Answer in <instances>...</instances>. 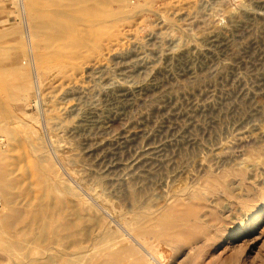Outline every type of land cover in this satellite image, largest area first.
Instances as JSON below:
<instances>
[{"label": "rangeland", "instance_id": "obj_1", "mask_svg": "<svg viewBox=\"0 0 264 264\" xmlns=\"http://www.w3.org/2000/svg\"><path fill=\"white\" fill-rule=\"evenodd\" d=\"M34 1L0 0V264H264V0L144 3L119 30L130 54H89L96 74L89 55L61 70L57 45L27 39ZM146 141L153 160L111 167ZM36 199L70 229L52 234L66 219L45 210L40 231Z\"/></svg>", "mask_w": 264, "mask_h": 264}, {"label": "bare ground", "instance_id": "obj_2", "mask_svg": "<svg viewBox=\"0 0 264 264\" xmlns=\"http://www.w3.org/2000/svg\"><path fill=\"white\" fill-rule=\"evenodd\" d=\"M146 2H143V0H43V1H34L36 6L38 5V3H41L40 4V7H41V10L40 9H37V10H34V9H31L30 10V15L28 14V18H27V22H26V25H25V32L24 34L26 35L27 39L30 41L32 37H35L37 39V42H36V45H40V44H44L46 46H44L45 48H48V45L47 44H54V45H57L58 46V50L60 51L59 53H56L57 55V58L58 60H60V63L57 64L58 65V68L59 69H69L71 66L74 67L73 65L79 61L80 59H84L83 57L85 55H89L91 54L92 56L94 55V52L95 53H101V50L105 49L107 50V58L109 57V60L110 59H116L117 63L120 61L119 58H122V56H126L128 54H130V47L133 48V46L131 45L130 49L128 48H123L121 46H118V43L120 42L121 37H126L125 35H127V33L125 34L124 31H119V30H122L123 28V24L130 18L131 19V16L136 14V10L140 9V6L142 4H148V3H151V4H148L149 6L150 5H153L154 2L157 3V0H144ZM159 1V0H158ZM164 1V0H163ZM165 2V1H164ZM163 2V3H164ZM199 2V1H198ZM204 3V1H203ZM161 4V3H160ZM39 6V5H38ZM156 7V6H154ZM159 7V6H158ZM26 8V7H25ZM145 8V6H144ZM147 7L146 6V11L147 10ZM143 9V7H142ZM28 10V8H27ZM160 10V9H158ZM24 12V11H23ZM26 12V11H25ZM144 12V11H142ZM141 12V13H142ZM158 13L160 11H157ZM174 12H176L174 10ZM27 13V12H26ZM162 13V12H160ZM171 13V12H170ZM145 14V13H144ZM189 14V13H188ZM130 15V16H129ZM157 15V14H156ZM160 15V14H159ZM171 15V14H170ZM173 15V14H172ZM253 15V14H252ZM162 16V15H161ZM175 16V15H174ZM188 16V15H187ZM137 17V15H136ZM140 17V16H139ZM145 17L147 18L148 16L145 15ZM160 18V16H158ZM163 17V16H162ZM161 17V18H162ZM149 18V17H148ZM147 18V19H148ZM158 18V19H159ZM129 19V20H130ZM136 19H139V18H136ZM141 19V18H140ZM143 19V18H142ZM157 20V19H155ZM136 21V20H135ZM145 21V20H144ZM156 22V21H155ZM154 22V23H155ZM135 23V22H134ZM137 23V22H136ZM159 23V22H158ZM162 23V22H161ZM132 25V24H131ZM147 25V24H146ZM162 25V24H161ZM164 25V24H163ZM128 26H129V23H128ZM160 26V25H159ZM166 26V25H165ZM182 27V25H181ZM184 27V26H183ZM126 28V27H125ZM169 28V27H168ZM168 28H163V29H166L168 30ZM185 28V27H184ZM135 28H133L132 31H134ZM163 29H160L163 30ZM127 31V29H125ZM129 30V29H128ZM164 30V31H166ZM172 30V29H170ZM132 31H129V32H132ZM136 31V30H135ZM169 31V30H168ZM128 32V31H127ZM128 32V34H130ZM163 32V31H162ZM123 34V36L120 37V34ZM151 33V32H150ZM150 33H147L146 35L150 34ZM153 33V32H152ZM156 33V31H155ZM158 33V32H157ZM146 35H143L144 37ZM165 35V32L163 33V36ZM130 36V35H128ZM150 36V35H149ZM148 36V37H149ZM155 36V35H154ZM158 36V35H157ZM156 36V37H157ZM167 36V35H166ZM130 37H133V36H130ZM137 37V36H136ZM162 37V36H161ZM169 37V36H167ZM123 38V40H125ZM143 39V37H141ZM147 37H145L144 40H146ZM150 38V37H149ZM158 38V37H157ZM164 38V37H163ZM175 38V37H174ZM131 39V38H130ZM141 39V40H142ZM148 39V38H147ZM159 39V38H158ZM173 39V38H172ZM35 40V39H34ZM134 40V38H133ZM138 39H135V42L137 41ZM140 40V39H139ZM138 40V41H139ZM140 40V41H141ZM153 40V39H152ZM168 40V39H167ZM171 40V39H170ZM174 40V39H173ZM126 41V40H125ZM130 41V40H129ZM177 41V39H176ZM128 42V41H127ZM175 42V41H174ZM129 43V42H128ZM127 43V44H128ZM137 43V42H136ZM135 43V44H136ZM35 44V43H34ZM121 44V43H120ZM130 44H131V41H130ZM129 44V45H130ZM132 44H134L132 42ZM41 46V45H40ZM124 46V45H123ZM136 46V45H135ZM55 48V49H56ZM53 49V48H52ZM56 49V50H57ZM54 50V49H53ZM100 51V52H99ZM57 52V51H56ZM49 53V52H48ZM52 53V52H50ZM49 53V55H50ZM55 51H53L52 54H54ZM93 53V54H92ZM104 53V52H103ZM95 55L97 56L98 60L100 59L98 57V55ZM46 55V53L44 54ZM91 55H89V59L91 60V58H93ZM48 57V55H46ZM45 56V57H46ZM95 56L92 60L95 59ZM56 56L53 55V58H55ZM49 58V57H48ZM52 58V59H53ZM104 58V57H103ZM12 59L14 58H11L10 60V68H13L14 70H16L18 67H16V63L15 61ZM46 58H44L45 60ZM51 59V58H49ZM48 59V60H49ZM51 59V60H52ZM88 58L87 59H84L85 61V65L86 66V69L87 71H89L90 73L92 74H96V73H104V70H106L108 67H106V63L104 64L103 61L100 62V60H94V61H88L89 60ZM119 59V61L117 60ZM47 60V59H46ZM50 60V61H51ZM123 60V59H122ZM121 60V61H122ZM2 61V60H1ZM5 61V60H4ZM7 62V61H6ZM88 62V63H87ZM81 63V61L79 62ZM87 63V65H86ZM116 63V62H115ZM19 64V63H17ZM82 64V63H81ZM263 64V63H262ZM31 65V64H30ZM50 65V63H49ZM52 65V63H51ZM50 65V66H51ZM76 65V64H75ZM78 65V64H77ZM80 65V64H79ZM55 66V63L54 65ZM83 66V67H84ZM20 67V66H19ZM49 68V67H48ZM127 68V66H126ZM45 69V68H44ZM78 69V68H77ZM84 69V68H83ZM19 70V69H18ZM55 70V69H54ZM73 70V69H72ZM108 70V69H107ZM69 71V70H68ZM79 71V70H78ZM86 71V70H85ZM109 71V70H108ZM73 72V71H72ZM71 73V72H70ZM79 73V72H78ZM65 74V73H64ZM89 74V73H88ZM27 75V74H26ZM75 76V74H73ZM78 75V74H77ZM82 75V74H81ZM80 75V76H81ZM66 76V75H65ZM90 76V75H89ZM100 76L102 77V75L100 74ZM123 76V75H122ZM19 77V76H18ZM73 77V76H72ZM76 77V76H75ZM69 78V77H68ZM94 78V77H93ZM127 78V77H126ZM67 79V78H66ZM72 79V78H69L68 79V82H70L69 80ZM97 79V78H96ZM73 80H74V77H73ZM126 80V79H125ZM39 81V80H38ZM94 81H95V78H94ZM127 81V80H126ZM125 81V82H126ZM259 81V80H258ZM68 82H66L65 80V84H67ZM106 82V81H105ZM128 82V81H127ZM19 83V82H18ZM27 83V82H26ZM41 84V82H39ZM71 83V82H70ZM80 83V82H79ZM117 83V82H116ZM124 83V82H123ZM119 84V83H118ZM130 85L132 84L131 82L129 83ZM64 85V84H63ZM114 85V84H113ZM123 85V84H122ZM66 86V85H65ZM105 86V85H104ZM116 86V89H117V85L115 84ZM121 86V85H120ZM124 86V85H123ZM114 87V86H113ZM4 87L1 88L0 86V89H3ZM29 88V87H28ZM68 89V91H71V90H74L73 93L71 94H74L75 91L76 93L77 92H81L83 89L87 90L86 88H84V86H81L80 84H70L69 87L67 86L66 87ZM90 88H93L90 86ZM89 88V89H90ZM123 88V91L125 90L126 91H129L131 89H133L131 87V89L129 88V86L125 85L124 87H121ZM135 88V87H134ZM252 88V87H251ZM8 89V88H7ZM6 89V90H7ZM11 91L14 92V94H18L19 92L25 94L27 92V87L22 83V86L21 84L18 85V84H15L14 86H12L11 88ZM95 89V87H94ZM101 92V86L100 88H98ZM253 89V88H252ZM104 90V89H103ZM10 91V90H9ZM90 91V90H89ZM91 91H93V89H91ZM90 91V92H91ZM96 91V90H95ZM121 91V92H123ZM65 92V91H64ZM98 92V90H97ZM8 93V92H7ZM88 93V92H87ZM94 93V92H93ZM53 94V92H52ZM66 93H64L65 95ZM68 94V92H67ZM91 94V93H90ZM86 95V94H85ZM94 95V94H92ZM19 97V96H18ZM75 97V96H74ZM81 97V96H80ZM87 98V97H86ZM38 102V101H37ZM45 102V101H44ZM205 102V101H204ZM47 103V102H46ZM45 103V104H46ZM91 103V102H90ZM89 104V102L87 103ZM63 105V104H62ZM76 108H79V106L77 105H67L63 108H61L62 110V115L63 114H67V112L71 113V111L75 110ZM81 108H83L81 106ZM80 108V109H81ZM201 109V108H200ZM61 110H60V113H61ZM78 111V110H77ZM76 111V112H77ZM192 111V110H191ZM75 112V111H74ZM73 113V112H72ZM195 114V113H194ZM195 116V115H194ZM190 119V118H189ZM191 120V119H190ZM195 122V121H194ZM192 123V122H191ZM198 123V122H197ZM148 133V132H147ZM261 134V133H259ZM127 135V134H126ZM145 135V134H144ZM238 136L236 137V140L237 142H241L244 135L242 132H239V134H237ZM125 136V135H123ZM128 136V135H127ZM126 137V136H125ZM129 137V136H128ZM150 137V135H149ZM127 138V137H126ZM132 138V137H130ZM146 138V136H145ZM123 139V137H122ZM130 140V139H129ZM147 140V139H146ZM0 141H1V138H0ZM133 142V141H132ZM147 142V141H146ZM150 142V141H149ZM149 142H147L146 144L145 143H142V144H145L143 146H141V150L138 151L135 156L133 155V157L131 159H128V160H123V162H121L118 158L119 161H114L113 164L111 165V167H119L121 168V171L122 170H129L131 168H135L137 169L135 166L138 164H140V162H144V163H147V161H149V159L151 160L152 158L150 157L152 154H154L158 148V145H154L152 144V142H150L151 144H149ZM55 143V142H54ZM125 143V142H124ZM2 144V143H1ZM67 144V143H66ZM127 144V143H126ZM131 144V143H130ZM129 143L127 145H130ZM135 144V143H134ZM161 146L163 143H160ZM125 145V144H123ZM139 145V144H137ZM240 145V144H239ZM68 146V145H67ZM136 146V144H135ZM64 147V145H63ZM66 147V146H65ZM116 148V146H114ZM164 147V146H163ZM138 148L140 149V147L138 146ZM225 148V147H224ZM223 148V149H224ZM229 148V147H228ZM226 148V149H228ZM53 149V147H52ZM56 149V148H55ZM120 149V148H119ZM136 150V149H134ZM162 150V149H161ZM117 151V150H116ZM116 151H115V154H116ZM118 152V151H117ZM120 152V151H119ZM160 152V151H158ZM157 152V154H158ZM156 154V153H155ZM156 154V155H157ZM150 155V156H149ZM155 156V155H154ZM153 157V156H152ZM157 157V156H155ZM219 157L216 156V159H218ZM222 158V157H221ZM219 158V159H221ZM116 159V158H115ZM121 159V158H120ZM154 159V158H153ZM152 159V160H153ZM159 159V158H158ZM113 161V160H112ZM137 165V166H138ZM141 165V164H140ZM110 167V168H111ZM134 169V170H135ZM119 171V170H118ZM120 172V171H119ZM124 172V171H123ZM121 172V173H123ZM127 174V173H125ZM129 174V173H128ZM113 176V175H112ZM115 176V175H114ZM108 178V176H107ZM117 178V176H116ZM119 178V177H118ZM123 179V178H122ZM93 180V179H92ZM97 180V179H95ZM109 180V178H108ZM114 181V179H112ZM117 180V179H116ZM111 181V180H110ZM112 181V182H113ZM119 181V180H118ZM123 181H126V180H123ZM116 182V181H115ZM98 183V182H97ZM118 183V182H117ZM38 184V183H37ZM60 184V183H59ZM84 184V183H83ZM43 185V184H42ZM90 185V184H89ZM86 186V185H85ZM91 186V185H90ZM86 188V187H85ZM89 188V187H88ZM35 196V195H34ZM40 196V195H39ZM92 197V196H91ZM41 198V196H40ZM39 199V198H38ZM36 199V200H38ZM33 200V199H32ZM98 201V200H97ZM31 203V202H29ZM36 203V202H35ZM62 204V202H61ZM64 204V203H63ZM62 204V205H63ZM95 204H97L95 202ZM64 206V205H63ZM66 207V206H65ZM67 208V207H66ZM65 208H63L60 204L56 203V202H51L49 204H45V203H42L38 200V202L36 203V207H35V218H36V222H37V228L40 230V231H45L46 228H47V224L48 222L50 223H56L57 222V217L54 213H56L57 215H60V214H63V216H65V219L66 221H64V223H62L61 227H53V229H51V233L54 234V235H57L60 231H66V230H69L71 225L73 224L72 223V220H69L68 219V216L69 214H65ZM104 209L107 210L106 207H104ZM51 211V215L49 217V221L47 222L46 220V217L48 216H45L44 215V211ZM68 210V208L66 209ZM77 210V209H76ZM45 211V212H46ZM79 211V210H78ZM76 213V212H75ZM116 215H119V214H116ZM76 216H77V213H76ZM81 216V215H80ZM79 216V217H80ZM114 217V216H113ZM19 218V217H18ZM34 218V219H35ZM33 219V220H34ZM23 220V218H22ZM119 220V219H117ZM121 220V219H120ZM30 221V220H29ZM35 222V221H34ZM169 222V221H168ZM32 223V222H30ZM127 223V222H126ZM27 224V223H26ZM34 224V223H33ZM121 224V223H120ZM12 225V223L10 224ZM23 226V225H22ZM32 226V225H31ZM30 226V227H31ZM57 226V225H56ZM32 228V227H31ZM50 228V227H49ZM30 229V228H29ZM124 230H127V229H124ZM41 233V232H40ZM46 233V232H45ZM87 233V232H86ZM92 233V232H91ZM43 234V233H42ZM61 233L60 232V235L61 236ZM89 234V233H88ZM45 235V234H44ZM86 235V234H85ZM91 235V234H90ZM96 235V234H95ZM87 236V235H86ZM44 236L43 235H40L38 236V240L42 241L44 239V241L50 239V237H45L43 238ZM54 237V236H53ZM85 237V236H84ZM88 237V236H87ZM92 237V236H91ZM52 239H50V241L52 242ZM86 239V238H84ZM99 239V238H98ZM29 240V239H28ZM27 242H30L28 241ZM36 240V239H35ZM27 248V247H26ZM51 248V247H50ZM30 249V248H29ZM48 249V248H47ZM46 249V250H47ZM25 250V249H24ZM28 251V250H27ZM43 251V250H42ZM47 252V251H46ZM45 254V253H44ZM38 255V254H37ZM58 256V255H57ZM26 257V256H25ZM42 257V256H41ZM44 257V256H43ZM55 257V256H54ZM53 257V258H54ZM27 258V257H26ZM36 258V257H35ZM28 259V258H27ZM26 259V260H27ZM31 259V258H30ZM45 260L47 259V256L44 258ZM29 260V259H28ZM53 260V259H52ZM46 262H49L50 261H46ZM43 263H45L43 261ZM42 263V264H43ZM47 263V264H49ZM41 264V263H39Z\"/></svg>", "mask_w": 264, "mask_h": 264}]
</instances>
